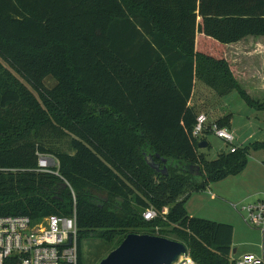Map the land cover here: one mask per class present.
Returning a JSON list of instances; mask_svg holds the SVG:
<instances>
[{
  "label": "trees",
  "instance_id": "trees-1",
  "mask_svg": "<svg viewBox=\"0 0 264 264\" xmlns=\"http://www.w3.org/2000/svg\"><path fill=\"white\" fill-rule=\"evenodd\" d=\"M247 35H264V0H0V214L70 215L73 191L78 264L82 239L112 250L130 232L180 241L195 264H233V226L184 203L264 141L206 159L189 103L200 80L264 111L223 56ZM226 118L216 123L229 128ZM36 153L58 166L37 170ZM148 153L167 160L166 175ZM149 207L157 216L145 220Z\"/></svg>",
  "mask_w": 264,
  "mask_h": 264
},
{
  "label": "rangeland",
  "instance_id": "rangeland-1",
  "mask_svg": "<svg viewBox=\"0 0 264 264\" xmlns=\"http://www.w3.org/2000/svg\"><path fill=\"white\" fill-rule=\"evenodd\" d=\"M251 96L264 101V94ZM231 102L233 104L230 107L228 103ZM192 106L195 111L204 112L210 115V120L215 121L227 117L228 113L224 108L229 110L232 113L229 130L237 147H244L253 141H264V111L250 107L234 91L221 97L214 89L196 80ZM226 120L230 121V118ZM201 137H205L209 143V146L200 148L206 159H214L220 150L229 148L227 143L211 133H205ZM66 139L61 138L63 141ZM246 158L247 161L239 173L213 181L205 189L190 192L184 203L189 216L233 226L232 249H236V252L232 253V258L246 252L259 255L262 246L264 247V233L262 234L260 228L248 224L242 210L247 203L256 202L257 199L264 201V149L249 147ZM94 196L92 200L95 202L105 200V195L101 192H95ZM110 250L111 246L102 243L100 238L86 237L81 241L82 264H98L99 259L105 257Z\"/></svg>",
  "mask_w": 264,
  "mask_h": 264
},
{
  "label": "built area",
  "instance_id": "built-area-1",
  "mask_svg": "<svg viewBox=\"0 0 264 264\" xmlns=\"http://www.w3.org/2000/svg\"><path fill=\"white\" fill-rule=\"evenodd\" d=\"M205 133H211L227 143L229 152L237 148L229 128L220 127L204 112L197 113L191 134L199 140ZM36 154L37 170L53 172L51 168L58 166L55 157ZM71 193L73 206L70 215L51 214L34 221L26 215L0 214V264H78L75 195L73 191ZM242 210L248 224L264 231V201L246 204ZM166 212L167 208H164L163 213ZM142 216L145 220H152L157 213L149 207L142 212ZM187 261L194 264L186 251L171 264H187ZM233 264H264V248L259 255L246 252L237 256Z\"/></svg>",
  "mask_w": 264,
  "mask_h": 264
},
{
  "label": "water",
  "instance_id": "water-1",
  "mask_svg": "<svg viewBox=\"0 0 264 264\" xmlns=\"http://www.w3.org/2000/svg\"><path fill=\"white\" fill-rule=\"evenodd\" d=\"M207 141L200 140L198 147H206ZM144 154L145 163L156 172L166 175L167 160L155 154ZM189 173H201L197 165H185ZM186 246L175 239L148 233L130 232L122 239L117 247L112 249L98 264H171L180 254L186 253Z\"/></svg>",
  "mask_w": 264,
  "mask_h": 264
},
{
  "label": "crops",
  "instance_id": "crops-1",
  "mask_svg": "<svg viewBox=\"0 0 264 264\" xmlns=\"http://www.w3.org/2000/svg\"><path fill=\"white\" fill-rule=\"evenodd\" d=\"M223 56L228 60V63L233 67V71H232L233 75L237 80L238 84L246 91V93H248L250 96L254 94L263 96L264 94V35H258V36L247 35L237 41L225 44ZM232 91L236 92L235 90ZM232 91H230L227 94L228 95L231 94ZM225 96L226 94L221 97H225ZM234 99L235 98H233V101H235ZM189 104L192 105V97L190 99ZM228 104H230L231 107L233 103L231 102ZM224 110L225 112L228 113V118H230V121H228V123L230 125L232 113L229 112V110L227 111L225 108ZM207 116L210 117V115ZM258 200L260 199H257L256 202ZM253 203H247V204H253ZM261 232L262 234L264 233V231L262 230ZM262 248L264 247L262 246ZM235 252L236 249H232V253ZM236 257L237 256L233 258Z\"/></svg>",
  "mask_w": 264,
  "mask_h": 264
}]
</instances>
